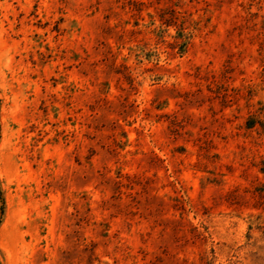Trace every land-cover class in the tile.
Instances as JSON below:
<instances>
[{"label":"rangeland","instance_id":"rangeland-1","mask_svg":"<svg viewBox=\"0 0 264 264\" xmlns=\"http://www.w3.org/2000/svg\"><path fill=\"white\" fill-rule=\"evenodd\" d=\"M0 264H264V0H0Z\"/></svg>","mask_w":264,"mask_h":264}]
</instances>
